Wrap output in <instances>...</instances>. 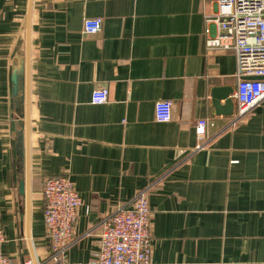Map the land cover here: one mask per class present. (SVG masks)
Here are the masks:
<instances>
[{"label": "crops", "instance_id": "1", "mask_svg": "<svg viewBox=\"0 0 264 264\" xmlns=\"http://www.w3.org/2000/svg\"><path fill=\"white\" fill-rule=\"evenodd\" d=\"M215 12V0H0L1 249L11 264H90L102 220L140 190L150 264H264V98L237 114L235 56L206 44ZM93 17L101 28L85 34ZM214 87L231 88V115L215 113ZM94 88L106 102H90ZM162 99L168 122L154 119ZM54 175L81 199L59 263L42 212Z\"/></svg>", "mask_w": 264, "mask_h": 264}, {"label": "built area", "instance_id": "2", "mask_svg": "<svg viewBox=\"0 0 264 264\" xmlns=\"http://www.w3.org/2000/svg\"><path fill=\"white\" fill-rule=\"evenodd\" d=\"M216 12L209 20L218 25L215 36L207 39L208 47L231 51L236 59V111L242 115L264 98V0H215ZM101 28V19L85 18L82 30L95 34ZM107 101L106 88H94L90 102ZM157 122L172 120V102L168 99L154 103ZM209 124L200 118L195 132L202 137ZM42 207L45 234L49 240L48 259L59 263L74 240V225L80 196L67 175L44 178ZM151 209L144 190L136 193L124 206H118L98 226L99 243L90 264H150L151 263ZM5 233L0 223V264H11L2 251Z\"/></svg>", "mask_w": 264, "mask_h": 264}, {"label": "water", "instance_id": "3", "mask_svg": "<svg viewBox=\"0 0 264 264\" xmlns=\"http://www.w3.org/2000/svg\"><path fill=\"white\" fill-rule=\"evenodd\" d=\"M231 91L230 87H214L211 90V102L217 115L228 116L233 113L234 104L232 98L229 96ZM20 191L23 193V182L20 184Z\"/></svg>", "mask_w": 264, "mask_h": 264}]
</instances>
